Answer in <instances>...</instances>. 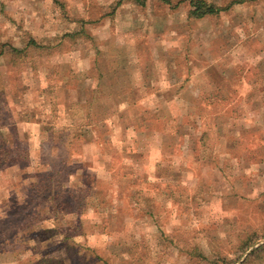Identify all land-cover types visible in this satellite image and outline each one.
Segmentation results:
<instances>
[{
	"label": "rangeland",
	"instance_id": "374dc122",
	"mask_svg": "<svg viewBox=\"0 0 264 264\" xmlns=\"http://www.w3.org/2000/svg\"><path fill=\"white\" fill-rule=\"evenodd\" d=\"M182 1L0 0V264L264 244V0Z\"/></svg>",
	"mask_w": 264,
	"mask_h": 264
},
{
	"label": "trees",
	"instance_id": "16d2710c",
	"mask_svg": "<svg viewBox=\"0 0 264 264\" xmlns=\"http://www.w3.org/2000/svg\"><path fill=\"white\" fill-rule=\"evenodd\" d=\"M133 1H135L137 4H139L141 6H144L147 0H133ZM162 1L166 4H170L169 0H162ZM187 1L189 2V5L191 7L190 16L192 18H195V19H202L206 16L219 15L222 12L229 10L234 5L243 4L245 1H248V0H235L231 4H229L227 7L216 6L214 4L208 3L205 0H184L181 3L187 2ZM4 152L2 154H0V162L4 161V163H5L8 159L9 153L8 152L4 153ZM2 167H4V166H2ZM0 168H1V166H0ZM263 250H264V244L261 245L255 251H253L243 264H247L250 257L252 258L253 256H256L257 254L261 253ZM45 260H43L41 262V264H43ZM46 261L48 262V259Z\"/></svg>",
	"mask_w": 264,
	"mask_h": 264
},
{
	"label": "crops",
	"instance_id": "0c3cea01",
	"mask_svg": "<svg viewBox=\"0 0 264 264\" xmlns=\"http://www.w3.org/2000/svg\"><path fill=\"white\" fill-rule=\"evenodd\" d=\"M245 2H246V1H245ZM240 5H241V4H240ZM233 7H234V6H233ZM231 8H232V7H231ZM231 8H230V9H231ZM230 9H229V10H230ZM229 10H227V11H229ZM224 12H225V11H224ZM214 16H216V15H214ZM206 17H208V16H206ZM206 17H204V18H206ZM204 18H202V19H204ZM199 20H200V19H199Z\"/></svg>",
	"mask_w": 264,
	"mask_h": 264
}]
</instances>
